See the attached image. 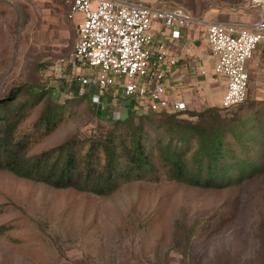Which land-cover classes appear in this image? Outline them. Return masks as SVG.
<instances>
[{
	"label": "rangeland",
	"instance_id": "obj_1",
	"mask_svg": "<svg viewBox=\"0 0 264 264\" xmlns=\"http://www.w3.org/2000/svg\"><path fill=\"white\" fill-rule=\"evenodd\" d=\"M140 1L181 9L205 22L248 24L261 13L247 0ZM68 8L65 0H0V100L12 88L31 83L49 87L52 98L62 105L60 126L34 150L50 148L70 136L105 133L111 127L108 115H123L116 102L96 103L93 86H79L78 78L87 73L83 66L52 68L78 40ZM23 97L20 93L18 100ZM251 100L255 104L250 105ZM40 109L41 105L28 116L23 131L33 133ZM228 114H237L248 129L246 136L258 139H232L237 157L264 154L259 139L260 130L264 134V95L248 90L243 106ZM153 188L136 182L105 198H86L0 176V204L14 202L0 215V223L20 220L9 234L11 240L0 236V264H264V173L243 182V206L235 223L204 235H199V228L215 208L211 198L186 202L180 192L158 216Z\"/></svg>",
	"mask_w": 264,
	"mask_h": 264
},
{
	"label": "trees",
	"instance_id": "obj_2",
	"mask_svg": "<svg viewBox=\"0 0 264 264\" xmlns=\"http://www.w3.org/2000/svg\"><path fill=\"white\" fill-rule=\"evenodd\" d=\"M20 93L24 97L18 100ZM246 100L228 108L110 114L111 127L105 133L70 136L50 148L34 150L60 126L63 110L49 87L24 83L0 100V176L86 198H105L126 185L144 182L154 186L158 197L154 213L158 216L180 192L186 202L211 198L215 208L199 228V235H204L209 229L235 223L243 206V182L264 173L263 153L242 160L232 148V139L258 141L246 136L248 129L237 114L228 116ZM39 105L29 134L22 125ZM13 204L12 200L0 204V215ZM19 224L18 217L0 223V236L11 240L9 234Z\"/></svg>",
	"mask_w": 264,
	"mask_h": 264
},
{
	"label": "built area",
	"instance_id": "obj_3",
	"mask_svg": "<svg viewBox=\"0 0 264 264\" xmlns=\"http://www.w3.org/2000/svg\"><path fill=\"white\" fill-rule=\"evenodd\" d=\"M67 17L81 19L76 28L78 40L66 58L52 66H85L89 71L78 78L79 86H93L96 103L108 90L120 89L124 96L143 101L144 112H177L186 110L182 101L170 103L164 96L162 79L169 70L166 47H152V21L158 19L178 39L180 28L200 21L181 9H164L140 0H65ZM262 8L264 0H247ZM203 21V20H202ZM205 22V21H203ZM206 37L216 62L213 71L227 78L220 101L223 108L236 106L247 98L249 75L246 64L257 46L264 42V13L251 24L242 22H205ZM153 80L147 88L145 81ZM94 100V99H93Z\"/></svg>",
	"mask_w": 264,
	"mask_h": 264
},
{
	"label": "crops",
	"instance_id": "obj_4",
	"mask_svg": "<svg viewBox=\"0 0 264 264\" xmlns=\"http://www.w3.org/2000/svg\"><path fill=\"white\" fill-rule=\"evenodd\" d=\"M261 12L264 13V4ZM80 19V14H77L74 20L71 19L75 28ZM180 30V37L172 39L160 20L152 21V47L164 44L166 47L164 64L168 65L170 60L174 61L169 64V70L162 79L165 98L170 103L184 102L186 110H201L219 106L227 86V78L216 75L213 71L216 58L207 42L206 23L202 20L188 23L183 25ZM246 68L249 75L248 90L257 96L264 95V42L257 46L252 58L247 62ZM84 71L89 70L84 66ZM144 83L149 89L155 81L146 80ZM104 99L111 103H118L123 115L135 111H145L141 105L144 104L143 101L124 96L120 89L108 90L102 101Z\"/></svg>",
	"mask_w": 264,
	"mask_h": 264
}]
</instances>
